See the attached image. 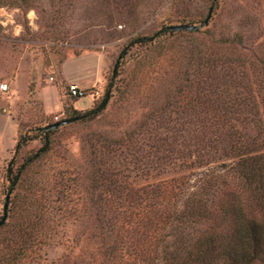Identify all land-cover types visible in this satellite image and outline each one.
Segmentation results:
<instances>
[{
	"label": "rangeland",
	"instance_id": "obj_1",
	"mask_svg": "<svg viewBox=\"0 0 264 264\" xmlns=\"http://www.w3.org/2000/svg\"><path fill=\"white\" fill-rule=\"evenodd\" d=\"M71 83L84 95L71 96ZM2 84L0 264H70L86 249L88 199L101 193L88 192L92 169H118L109 178L123 183L176 175L182 135L216 114L199 109L210 91L264 90V0H0ZM46 140L11 191L8 169ZM156 163L169 173L135 176Z\"/></svg>",
	"mask_w": 264,
	"mask_h": 264
},
{
	"label": "trees",
	"instance_id": "obj_2",
	"mask_svg": "<svg viewBox=\"0 0 264 264\" xmlns=\"http://www.w3.org/2000/svg\"><path fill=\"white\" fill-rule=\"evenodd\" d=\"M241 88L210 91L213 102H200V110L216 114L198 117L192 133L182 135L176 175L138 184L109 178L118 169L90 171L88 192L101 193L88 199L86 249L70 264H264V90L255 97L256 89ZM108 100L109 92L90 113ZM48 143L14 173L8 169L11 191L23 184ZM170 157V151L151 156ZM133 171L146 177L169 173L157 163Z\"/></svg>",
	"mask_w": 264,
	"mask_h": 264
},
{
	"label": "water",
	"instance_id": "obj_3",
	"mask_svg": "<svg viewBox=\"0 0 264 264\" xmlns=\"http://www.w3.org/2000/svg\"><path fill=\"white\" fill-rule=\"evenodd\" d=\"M206 22H207V18L200 25H203ZM198 26L199 25L175 24V25L169 26V29L172 31L194 30V29L198 28ZM64 123L65 122H57V123H54V124L47 126L46 129L56 128V127L63 125ZM6 204H7V201L5 202V206H6ZM4 220H5V216H3L2 219L0 220V225L4 222Z\"/></svg>",
	"mask_w": 264,
	"mask_h": 264
},
{
	"label": "built area",
	"instance_id": "obj_4",
	"mask_svg": "<svg viewBox=\"0 0 264 264\" xmlns=\"http://www.w3.org/2000/svg\"><path fill=\"white\" fill-rule=\"evenodd\" d=\"M0 88L3 91L7 90V84H2ZM68 92L73 97H81L84 95V91L77 84L74 83L69 84Z\"/></svg>",
	"mask_w": 264,
	"mask_h": 264
}]
</instances>
